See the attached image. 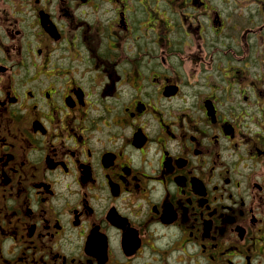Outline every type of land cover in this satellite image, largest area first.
I'll return each mask as SVG.
<instances>
[{
  "label": "flooded vegetation",
  "instance_id": "obj_1",
  "mask_svg": "<svg viewBox=\"0 0 264 264\" xmlns=\"http://www.w3.org/2000/svg\"><path fill=\"white\" fill-rule=\"evenodd\" d=\"M147 245L264 264V0H0V264Z\"/></svg>",
  "mask_w": 264,
  "mask_h": 264
},
{
  "label": "rangeland",
  "instance_id": "obj_2",
  "mask_svg": "<svg viewBox=\"0 0 264 264\" xmlns=\"http://www.w3.org/2000/svg\"><path fill=\"white\" fill-rule=\"evenodd\" d=\"M167 243L166 239H161L160 242H155L154 244L151 243L150 245L154 246V248H163ZM163 252V250H160ZM143 254L141 255L139 259V264H178L181 261V258H177V260H171V259H162L161 255L159 253H155L154 256L149 253L148 245L145 246L143 250ZM150 257H149V256ZM174 257L175 255H171V257ZM170 257V256H169Z\"/></svg>",
  "mask_w": 264,
  "mask_h": 264
}]
</instances>
